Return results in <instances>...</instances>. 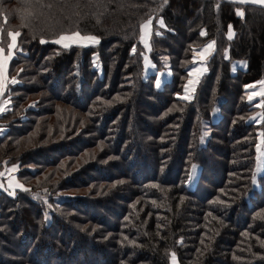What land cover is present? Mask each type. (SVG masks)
I'll return each instance as SVG.
<instances>
[{"label":"trees","instance_id":"1","mask_svg":"<svg viewBox=\"0 0 264 264\" xmlns=\"http://www.w3.org/2000/svg\"><path fill=\"white\" fill-rule=\"evenodd\" d=\"M16 31L0 170L19 163L27 191L0 188V264H173L172 254L175 264H264V156L254 173L264 96L259 109L246 89L264 81V5L0 0L5 51ZM75 31L99 43L50 42ZM209 41L212 54L194 64L193 49ZM145 56L156 73L145 75ZM190 72L198 82L184 99Z\"/></svg>","mask_w":264,"mask_h":264},{"label":"rangeland","instance_id":"2","mask_svg":"<svg viewBox=\"0 0 264 264\" xmlns=\"http://www.w3.org/2000/svg\"><path fill=\"white\" fill-rule=\"evenodd\" d=\"M248 2H252V1L248 0ZM253 3H256V2H253ZM256 4L264 5V3H256ZM144 22H146V21H144ZM149 32H151V31L142 32V30H141V35L148 36ZM10 42L11 41H9V43ZM210 42H212V41L207 42L199 50L203 49ZM9 43H8V45H9ZM8 45H7V50H8ZM87 46H89V45H87ZM21 52H22L21 50L16 48L14 50V56L13 57L14 58L17 57L18 54L21 53ZM145 52H147V50H145ZM196 52H197V50L195 52H193V58H194V56L195 57L197 56ZM6 54H7V51H5V55ZM208 57L209 56H207L205 58H208ZM196 60H200V59H197V57H196ZM163 63L166 64V58H164ZM147 65H149V64H147ZM7 68H8V65H7ZM145 72H146L145 75H148L150 73H154V72L156 73V70H155V67H153L152 64H150L149 70L145 71ZM159 73H161V74H159ZM159 73L157 75V80L160 81L159 86H161L162 83H163V80L169 79L170 73H169V69L168 68H164V70L160 71ZM6 75H7V69H6ZM9 80H11V79H9ZM157 80H156V86H157ZM190 80H198V79H196V77H194V76H191V77L188 78L185 86H188L189 91L186 92L185 88H184V94L180 96L181 98H183L185 96H189V97L191 96V94L193 92L191 90L193 85L189 84ZM259 82H261V80L247 85L246 89L248 91V97L250 95H252L254 98L251 101H254V102L256 101L257 103H256L255 107H258L260 109L261 108V104H262L261 98L264 96V95H261L260 93H261V89H262V87H264V85H261ZM195 85H196V83H195ZM195 85H194V87H195ZM248 86H253V87H248ZM0 108H2L1 105H0ZM217 118H218V113L216 111H214L213 114H212V117L210 118V120L205 121V123L203 124L202 133H201V142L202 143L205 141V139L207 138V135H208V129H207L208 123L209 122H214L215 120H217ZM249 120L251 122H253V123H259L262 120L261 111L258 110L256 112H254L249 117ZM3 130L4 129H2L1 131H3ZM258 146H259V150H258ZM263 156H264L263 139H262L261 134L259 133L258 142H257V146H256V160H257V162H256V165H255L254 173H258V172L261 171V163H262V160H263ZM194 165H195V168H193V165H192V167L190 169V173H189L188 179H187V182H186V186L188 188H190V189H192L194 187L196 179H197V174H198V171H199V166L196 165V164H194ZM19 167H20L19 163H14V164L6 165L2 170H0V171H2L0 173V174H2V175H0V188L4 189L8 193H14L16 190H24L27 187L26 185L23 184L22 181H20L17 178V172L20 169ZM17 184L23 185V188L17 187L16 186ZM44 200H46V197H44Z\"/></svg>","mask_w":264,"mask_h":264},{"label":"snow or ice","instance_id":"3","mask_svg":"<svg viewBox=\"0 0 264 264\" xmlns=\"http://www.w3.org/2000/svg\"><path fill=\"white\" fill-rule=\"evenodd\" d=\"M37 3H41L42 0H36ZM165 2H167V0H165ZM239 2L241 3H246L248 2V0H239ZM252 2H256V3H264V0H252ZM237 15L243 16L242 12H237ZM152 19H148L146 22H144L143 24H141V30L142 32H148L151 30V26H152ZM159 24L161 27L164 26L163 21L160 20ZM22 27H27L26 23L22 22ZM22 33L20 31H16V32H8V37L10 39V43L8 45V50H7V54L5 55V50L0 47V93H3L5 91V89L7 88V85L9 83L15 84L17 83L16 79L13 77L11 78V80L8 79L7 75H6V69H7V65L8 63L13 59L14 56V50L17 48L18 46V37L21 35ZM159 34V33H157ZM201 36L206 35L205 32L201 31ZM233 36V33L231 31V25L229 26V39H231ZM143 36L141 37V39L143 40ZM48 41H46L45 39L41 38L40 43H46ZM51 43H54L56 45H60L61 47H63L64 49H68L72 46H87V45H94V44H98L99 43V38L95 35H82L80 31H75V32H67V33H61L59 36L55 37L54 39H52L50 41ZM214 45H215V41H212L210 43H208L202 50H200V60L203 61L205 59V57L210 56L212 54V51L214 50ZM145 47H148L147 44H145ZM135 46L133 47V52H135ZM193 51L195 52L196 49H193ZM225 58H227V51H225ZM145 61L146 64L148 63V57L145 56ZM193 63H196V58H193ZM190 76L193 75L192 72L189 73ZM198 80H190L189 84L193 85L192 87V91H195V83H197ZM160 81L157 80V86H159ZM261 85H264V81L259 82ZM248 87H253V86H248ZM185 91L188 92L189 88L188 86H185ZM261 95H264V87H262L261 89ZM184 99H189V96H185L183 97ZM254 97L252 95H250L248 97L249 101H251ZM5 108H0V112L5 111ZM264 135V134H262ZM258 150H259V146H258ZM193 168H195V165H193ZM2 175V174H0ZM255 179H253V183H255ZM17 187L23 188V185H16ZM25 191H27V189H24ZM10 195L12 193H9ZM175 254H172V262L173 264H175Z\"/></svg>","mask_w":264,"mask_h":264},{"label":"crops","instance_id":"4","mask_svg":"<svg viewBox=\"0 0 264 264\" xmlns=\"http://www.w3.org/2000/svg\"><path fill=\"white\" fill-rule=\"evenodd\" d=\"M237 1H239V0H237ZM250 1H252V0H250ZM149 34H150V32H149ZM144 37L143 38V40L141 39V41H142V44H143V46L145 47V44H147L148 45V47H145V49L148 51L149 50V35L148 36H145V35H141V37ZM228 37H229V34H228ZM200 49V48H199ZM199 49H197V52H196V54H197V59H200L199 57H200V50ZM202 50V49H201ZM195 57V56H194ZM195 57V58H196ZM207 58H205L203 61H205ZM196 61H201V60H196ZM148 63H149V60H148ZM147 63V64H148ZM149 67H150V64L148 65V67H146L147 69H146V71H148L149 70ZM2 171H0V173H1Z\"/></svg>","mask_w":264,"mask_h":264}]
</instances>
